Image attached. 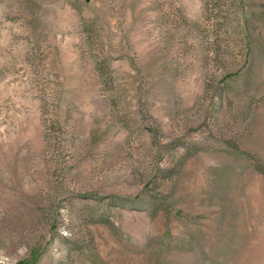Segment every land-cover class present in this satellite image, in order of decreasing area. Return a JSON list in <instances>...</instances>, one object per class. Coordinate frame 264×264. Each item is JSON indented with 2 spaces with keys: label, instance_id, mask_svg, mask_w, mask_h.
Returning <instances> with one entry per match:
<instances>
[{
  "label": "rangeland",
  "instance_id": "obj_1",
  "mask_svg": "<svg viewBox=\"0 0 264 264\" xmlns=\"http://www.w3.org/2000/svg\"><path fill=\"white\" fill-rule=\"evenodd\" d=\"M0 264H264V0H0Z\"/></svg>",
  "mask_w": 264,
  "mask_h": 264
}]
</instances>
